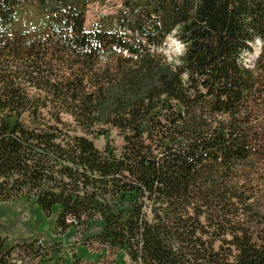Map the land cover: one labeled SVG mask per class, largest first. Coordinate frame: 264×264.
Here are the masks:
<instances>
[{
  "label": "trees",
  "instance_id": "16d2710c",
  "mask_svg": "<svg viewBox=\"0 0 264 264\" xmlns=\"http://www.w3.org/2000/svg\"><path fill=\"white\" fill-rule=\"evenodd\" d=\"M105 1L0 0V200L136 264H264V0H120L87 28ZM59 248L0 235V264Z\"/></svg>",
  "mask_w": 264,
  "mask_h": 264
},
{
  "label": "rangeland",
  "instance_id": "374dc122",
  "mask_svg": "<svg viewBox=\"0 0 264 264\" xmlns=\"http://www.w3.org/2000/svg\"><path fill=\"white\" fill-rule=\"evenodd\" d=\"M119 1L106 0L104 4H90L86 14L87 28H92L93 24L100 20L101 14L113 13ZM181 50V45L174 36H170L161 48L170 61H176ZM110 141L118 149L123 144L122 137L116 130L111 132ZM106 143L107 139L103 136L95 140L100 149H103ZM57 214L58 210H55L51 216H47L34 201L26 199L0 200V235L7 237V245L35 239H41L46 244H58L60 248L54 254V262L46 264H136L124 251L111 249L95 241L86 242L74 227H69L65 232L56 230ZM98 224L94 222L91 231H94Z\"/></svg>",
  "mask_w": 264,
  "mask_h": 264
},
{
  "label": "crops",
  "instance_id": "0c3cea01",
  "mask_svg": "<svg viewBox=\"0 0 264 264\" xmlns=\"http://www.w3.org/2000/svg\"><path fill=\"white\" fill-rule=\"evenodd\" d=\"M49 244H52V243H49ZM54 260H55V259H54V256H53V260H52V261H50V262H54Z\"/></svg>",
  "mask_w": 264,
  "mask_h": 264
}]
</instances>
